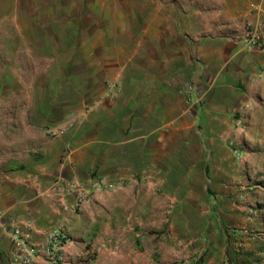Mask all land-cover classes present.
<instances>
[{"label":"crops","instance_id":"1","mask_svg":"<svg viewBox=\"0 0 264 264\" xmlns=\"http://www.w3.org/2000/svg\"><path fill=\"white\" fill-rule=\"evenodd\" d=\"M163 2L135 31L134 50L122 54L118 96L88 114L85 128H76L87 131L81 140L75 134L48 137L45 127L57 132L63 120L48 119L46 96L31 99L15 93V81H0L10 94L0 96V264H10L13 217H33L36 237L51 223L74 233L77 218L53 187L58 178L88 182L94 171L134 176L125 186L94 191L80 208L120 209L133 196L140 216L148 200L153 210L158 190L193 211L201 196L236 197L241 162L231 145L241 135L248 91L256 96V87L264 85V51L248 49L243 36L264 12V0ZM86 6L79 9H91ZM194 192L198 196L189 199ZM112 195V204L99 200ZM72 243L64 248V264Z\"/></svg>","mask_w":264,"mask_h":264},{"label":"rangeland","instance_id":"2","mask_svg":"<svg viewBox=\"0 0 264 264\" xmlns=\"http://www.w3.org/2000/svg\"><path fill=\"white\" fill-rule=\"evenodd\" d=\"M41 1L0 0V81H15V93L31 99L38 94L46 96L48 103L62 98L63 125L57 132L47 126L46 134H75L81 140L87 131L76 128H83L88 114L102 111L118 96L124 52L134 50L135 31L144 21L150 23L156 3L166 0ZM81 4L91 9L81 10ZM88 11L91 16L85 17ZM67 60L69 73L63 63ZM0 91V96H10L7 86ZM256 91V96L252 89L248 91L251 103L242 114L241 135L231 145L239 151L241 162L234 199L201 196L193 211L164 199L158 190L153 210L147 209L148 200L141 216L133 196L124 199L120 209L66 208L77 218L66 264H182L185 257L199 253L200 264H264V85ZM74 99L77 104L70 103ZM97 175L104 174L94 171L88 178ZM105 176L119 183L101 191L125 186L134 178L118 172ZM208 191L214 192L210 187ZM116 198L99 200L112 204ZM190 203L194 201L186 202ZM230 204L237 210H227Z\"/></svg>","mask_w":264,"mask_h":264},{"label":"built area","instance_id":"3","mask_svg":"<svg viewBox=\"0 0 264 264\" xmlns=\"http://www.w3.org/2000/svg\"><path fill=\"white\" fill-rule=\"evenodd\" d=\"M250 50L264 51V12L258 20L248 25L243 36ZM259 73L264 76V68ZM119 183L105 175L91 177L88 182L58 178L53 187L67 201V208L74 209L97 190L112 189ZM36 220L31 216L13 217L8 222L10 264H64L65 246L72 242L71 234L62 226L51 223L36 237ZM201 253L185 257L182 264H198Z\"/></svg>","mask_w":264,"mask_h":264},{"label":"trees","instance_id":"4","mask_svg":"<svg viewBox=\"0 0 264 264\" xmlns=\"http://www.w3.org/2000/svg\"><path fill=\"white\" fill-rule=\"evenodd\" d=\"M78 28H79V24L77 23L76 24V29H78ZM68 61L69 60L63 61V63L66 64L67 73H69L71 71V67L68 64L69 63ZM58 92H59V94L62 93L61 88H59V91ZM70 103L77 104L76 101H75V99L72 102L70 101ZM46 112H47L48 119L50 121H54L55 119H62L61 116L65 113V108H62V98H59V100L55 99L54 102H49L46 105ZM47 126H49V124ZM46 127H45V129H46ZM233 254L235 255L236 253H233ZM226 255H228V258L231 260L230 251L226 250ZM200 259H201V255L199 257V261H200ZM198 264H200V263L198 262Z\"/></svg>","mask_w":264,"mask_h":264}]
</instances>
